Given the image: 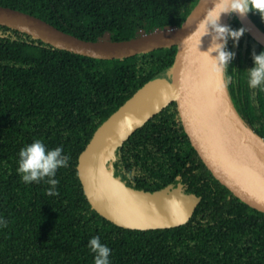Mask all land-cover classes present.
<instances>
[{
  "label": "trees",
  "instance_id": "16d2710c",
  "mask_svg": "<svg viewBox=\"0 0 264 264\" xmlns=\"http://www.w3.org/2000/svg\"><path fill=\"white\" fill-rule=\"evenodd\" d=\"M198 0H0L85 40H124L181 26ZM264 33L258 14H247ZM226 25L245 28L234 13ZM227 49L226 88L246 125L264 140V92L249 88L251 54L264 46L246 30ZM176 46L130 57L97 59L58 49L0 25V264H93L87 241L109 247L110 264H264V213L220 184L185 134L168 103L115 152L113 173L128 186L154 191L182 185L199 197L181 225L129 229L89 203L77 171L79 153L96 128L150 80L169 81ZM167 74V77H165ZM164 76V78H162ZM61 146L67 167L56 170L57 195L43 181L23 183L18 150L33 139Z\"/></svg>",
  "mask_w": 264,
  "mask_h": 264
},
{
  "label": "water",
  "instance_id": "95a60500",
  "mask_svg": "<svg viewBox=\"0 0 264 264\" xmlns=\"http://www.w3.org/2000/svg\"><path fill=\"white\" fill-rule=\"evenodd\" d=\"M221 7L215 0H198L178 28L142 33L124 40H110L106 36L92 41L60 30L30 13L0 5V25L26 33L58 49L97 59L125 58L176 46L168 70L169 81L157 78L144 83L96 128L78 155V176L89 203L100 215L118 226L154 229L181 225L189 220L199 202V197L184 192L180 183L147 191L128 186L113 173L117 148L170 102L175 103L190 144L212 176L241 201L264 213V176L216 124L204 100L200 65L202 49L214 94L232 117L257 135L240 117L227 88L221 87L215 61L210 58L215 56V52L209 53L210 57L206 52L212 43L213 31H220L215 27L214 19ZM229 14L222 13L219 23L226 25ZM234 14L245 30L264 46V41L253 29L264 33L249 16Z\"/></svg>",
  "mask_w": 264,
  "mask_h": 264
},
{
  "label": "clouds",
  "instance_id": "9594fccd",
  "mask_svg": "<svg viewBox=\"0 0 264 264\" xmlns=\"http://www.w3.org/2000/svg\"><path fill=\"white\" fill-rule=\"evenodd\" d=\"M215 3L222 5L214 19L215 27L220 31L215 32L210 26L214 35H212V43L206 52L208 56L209 53L215 52V56L209 57L215 61L216 70L221 78V87H226L232 81V77L226 75L227 67L235 55L227 49V41L232 40L235 45L245 30L243 28L232 29L220 24V15L234 12L245 16L251 11L258 14L264 22V0H215ZM251 59L252 67L246 69V84L249 88H258L264 92V49L258 53L253 52ZM68 160L69 156L63 152L61 146L48 149L42 139L36 138L18 150L15 170L23 183L43 181L49 185L45 189L46 194L55 196L57 195L56 186L59 183L55 178L56 170L60 167H67ZM7 223L8 221L0 216V228L6 227ZM86 246L93 253V264H110L111 250L100 242L98 236H91Z\"/></svg>",
  "mask_w": 264,
  "mask_h": 264
},
{
  "label": "bare ground",
  "instance_id": "6f19581e",
  "mask_svg": "<svg viewBox=\"0 0 264 264\" xmlns=\"http://www.w3.org/2000/svg\"><path fill=\"white\" fill-rule=\"evenodd\" d=\"M255 34L264 41V35L253 29ZM201 73L203 78V94L207 107L212 114L216 124L226 132L233 144L249 160V162L264 176V142L260 137L254 135L249 129L239 123L227 111L222 101L217 98L211 87L205 59L204 49L200 55Z\"/></svg>",
  "mask_w": 264,
  "mask_h": 264
},
{
  "label": "rangeland",
  "instance_id": "374dc122",
  "mask_svg": "<svg viewBox=\"0 0 264 264\" xmlns=\"http://www.w3.org/2000/svg\"><path fill=\"white\" fill-rule=\"evenodd\" d=\"M229 16V15H228ZM165 77H167V74H166V76ZM162 78H164V76L162 77ZM161 79V78H160Z\"/></svg>",
  "mask_w": 264,
  "mask_h": 264
}]
</instances>
